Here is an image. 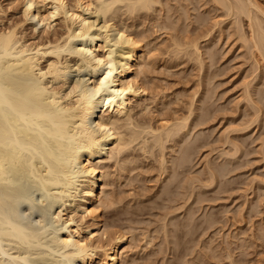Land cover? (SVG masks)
<instances>
[{
	"label": "bare ground",
	"instance_id": "6f19581e",
	"mask_svg": "<svg viewBox=\"0 0 264 264\" xmlns=\"http://www.w3.org/2000/svg\"><path fill=\"white\" fill-rule=\"evenodd\" d=\"M35 1L37 2V0H21L22 16L12 21L10 24L7 23V25H4V21L0 19V264H94V261L97 259L102 261L103 264H121L123 256L120 250V244L124 240V232L113 234V237H110V239L112 238L111 241L106 240L107 229H103L102 232H99L103 224L101 210H99V208H108V206H111L113 203L116 204L115 201L118 200H115L116 198L113 196L114 193L109 194L110 192L108 193L106 190L110 177L109 174H111L108 173V169H106V162L113 160L116 165H120L119 167L123 164L121 170L124 171V167L128 166L126 164H130L132 161H134L133 163L136 162V159H133V157L132 159H128L126 156L127 154L125 155L124 152L131 146L132 149H134L135 145H137L139 150L150 153V156L152 154V157L156 158L157 162L155 163H157V171L155 172L159 175V179L164 171L166 172L167 169H170V174L168 173L169 175L166 177L168 182L166 180L165 185L168 183L166 187H168L169 184L170 186H175L178 183L176 182L177 184H173V180L171 181L172 177L174 178V174H176L174 172L180 166H184V162L187 163V161L190 160L188 159L191 156L189 155L191 154L190 151L193 147H197L196 144L198 139L196 135L194 137L197 140L192 138L188 143L187 140L189 139L184 140V137L181 136V134H185H183V132L181 133V131L190 125L188 119L191 117L190 113L195 108L191 109L194 101L192 103L189 101V104L192 105L190 110L188 108V115L179 116L178 114L176 117L175 114H173V117H176L174 121L172 120L173 117L170 120L160 119L162 122L159 125L157 124L158 126L155 125L156 127L152 126V124H150L151 122H149V124H141L140 127V124H138L139 122H137L138 120H134L136 121V124H134V117L132 113H130L133 103L139 105L138 102L148 89L145 86L147 80L144 84L141 79L147 78L144 76V73H146L147 69L150 70L153 65L150 63L151 66L148 68L150 62V48H146L147 43H143V40L140 42L141 39L138 38V33L134 32L133 29H129L130 27L128 28L126 24L124 25V21H122L123 23L121 21L118 22L117 20L119 18L116 19V16L118 11L128 12V14L133 11L140 12L141 10L148 12L154 9L153 5H155V2L156 4L159 3L162 5L163 1L160 3L161 0H40L42 2H40V5H43L45 7L44 9L42 6L35 7ZM205 1L203 3H205ZM212 1L214 5L216 4V6H219L225 11V18L230 17L235 21L234 23L236 24V31L238 30L237 34L239 37L237 40L240 39L243 43L242 45H245L244 47L250 53H247L249 54L247 56L251 55L250 58L256 63V69L259 68V71L262 69L261 71L264 73V9H262L261 5L255 0ZM8 2L7 7L3 6L0 2V17L7 12L6 9H9L14 4V0ZM197 7L199 8V6ZM167 8L169 9L168 6ZM193 8H195V6ZM86 11L95 12V15L100 18L102 24L97 27L92 21L90 22L85 14ZM183 11L182 9V12ZM153 12L155 13L154 10ZM167 14L166 16L163 15L166 17L165 19H167ZM185 15L183 14V17ZM198 17L195 14L194 18L197 20V23L200 18H203ZM244 17L247 19V31L242 27L243 25L241 23ZM158 18H160L159 15ZM187 18L190 20L191 17L188 15ZM36 20V23H41L43 25V28L41 27L42 29L40 28L39 30V32L41 31V34H38V36L40 35L39 38L36 36L37 40L36 37H27L25 33L26 23H29L32 28H34ZM57 20L61 23L59 24L63 28V32L59 35H56V30L53 32ZM215 20L213 24L216 25L222 21L215 22ZM141 22L143 23V21ZM160 22L158 21L157 23ZM173 22L172 24H174ZM186 22L187 21L181 23L184 24ZM181 23H179V25H181ZM170 24L168 26H170ZM199 24V26L203 25L201 21ZM154 25L162 28L160 24ZM161 25H163L164 28L167 26V23L162 22ZM196 25L197 24H195V26ZM193 26L190 29H188L189 27L187 28V26L184 28V33H182L184 35L183 38L172 36L170 39L172 45L177 48V50H175L177 53L181 50L179 54L184 52L186 56L194 57L195 61L198 60L197 63H199L198 66H200L201 69L203 65L200 64H202L205 57L208 61H212L214 54V48L212 50V47L216 42L214 44L211 42L213 45L211 43L207 46L205 45L206 56H203V51L199 45V39L202 41L201 37L204 38L206 35L208 38L209 31L208 34L205 32L204 35H201L198 32V28L201 27L196 26L194 28ZM132 28H134V25ZM134 29L136 30V28ZM202 30L203 29L200 31ZM109 31L115 32L114 34L116 35L113 37H117L112 40ZM117 43L124 44L118 54L115 53L113 49ZM201 70L199 72H201ZM253 72L255 73V71ZM142 75L143 77L141 78ZM145 75H147V73ZM213 75L214 74L211 76ZM204 76L206 75L204 74ZM247 83L251 84L252 82L250 83L249 81L246 82V84ZM202 84L203 83L200 85ZM248 84L245 85L244 94L246 95L245 98L248 97V101L251 100L252 102L253 93L259 88L252 92ZM205 88L207 87L205 86ZM205 91L204 93H206ZM255 96L258 97V95ZM210 99L213 100L212 98ZM256 100L258 101L259 99ZM197 103H199V101ZM141 105H143L139 107L141 110L148 108L146 102L144 104L141 103ZM202 106L205 105L203 104ZM254 106L259 109L257 104H254ZM197 108L199 109V107ZM161 111L162 110H160V112ZM199 111L201 112V110ZM255 112L256 114L254 116L251 115L254 117V121L257 120L255 117L259 116V114H257L258 112ZM206 114L208 113L206 112ZM157 115L160 117L161 114L157 113ZM205 115L202 118H205ZM198 119L197 123L200 125L203 120L200 118ZM191 120L194 121V119ZM250 122H248L247 125H249ZM190 123H192V127H194L195 124L193 122ZM189 127H191V125ZM178 134L180 139H176L178 136L175 137ZM184 136H187V134ZM226 138L225 141L228 142L229 138ZM193 139L196 142L193 141ZM167 141H172V144L171 142L169 143L171 144L169 145L171 146L169 147L170 151H172L171 148H173L172 154H177L178 151L176 157H171V160H169L171 161V166L166 165V162H168L170 158V155H167L169 152H165V148L168 147ZM181 141H184L183 144ZM191 141L192 145L194 144L193 147L190 145ZM231 142L235 150L240 148L237 144L234 145L235 142H233V140ZM262 144L264 156V142ZM175 146L177 147L174 148ZM174 149L176 153H173L175 152ZM233 154L235 155L234 152H232V155ZM166 155L169 158L166 157ZM153 160L155 161V159ZM191 163L192 162H190V164ZM145 167L146 166L139 165V163L128 169L125 167L127 174L125 173L126 178L124 179H126L127 182L135 179L138 180V174H140V172L142 173V171L145 172ZM211 167L207 169L211 170L214 168ZM136 168H140L139 172L130 176L128 173ZM142 168H144V170ZM179 169H177V171ZM217 169L215 168V170ZM209 170L208 172H210ZM221 170L219 168V171ZM211 171H213V169ZM219 171L217 174H220ZM222 173L223 171H221V174ZM158 175L156 176L158 177ZM178 175L179 172H177V177ZM216 176L217 175H215V178ZM145 178L146 177H144V179ZM209 178L210 181L207 182L208 186H210V182L215 180L211 172ZM217 178L220 177L217 176ZM193 179L191 181H193ZM118 180L120 179L118 178ZM140 180H142V178ZM163 182H161V188L164 184ZM173 182L175 183V181ZM192 183L194 182H191V184ZM188 184L187 182V186H189ZM205 185L203 187H205ZM170 186L168 188H170ZM179 186L180 185H177L175 188ZM194 186L195 185L191 188V191H193ZM76 188H78L79 192L83 193L82 196L78 201L71 203L68 210L67 207L62 208L61 206L65 201L69 200V197L73 198V191ZM168 188L166 191L164 189V192L169 191ZM175 188H173L175 190L173 192L177 191ZM179 188H182V186ZM188 189L190 190L189 187L185 190ZM170 190L169 192H172V187ZM160 191L161 190H159V192ZM177 192H180V190ZM189 192L188 194H194L193 192ZM181 194L184 195V193ZM166 196L167 195L164 197ZM173 197L175 196L173 195ZM173 197L170 196V198ZM190 198L191 196H187L186 199H183L187 200ZM193 198L196 197L193 196ZM172 200H174V198ZM186 202L184 201L182 203L185 205ZM180 205L184 206L183 204ZM189 207L191 209V206ZM173 208L176 209L177 207L174 205ZM192 215L191 213V216ZM86 216H88L91 221L84 224L82 219ZM166 218H164V220ZM208 218L207 220H209ZM187 219L188 217L186 221ZM215 219L216 217L214 219L212 218V222ZM191 221L192 220H190V222ZM165 223L162 225L163 227L167 226ZM173 225L175 226V223ZM176 225H179L178 222ZM180 226H184V224L181 225L180 223ZM180 226H175V228H173L176 229V227ZM180 228L182 229V227ZM171 231L173 230L171 229ZM173 233L176 232L174 231ZM164 234L166 235V232H164ZM101 236H104V239H100ZM230 243L228 242L227 244L229 245ZM228 245H226V247ZM228 250H226V252L229 257L231 256L229 255L231 252L229 253L230 250ZM98 251L101 252L103 257L99 256L100 252L98 253ZM259 263L264 264V261Z\"/></svg>",
	"mask_w": 264,
	"mask_h": 264
},
{
	"label": "rangeland",
	"instance_id": "374dc122",
	"mask_svg": "<svg viewBox=\"0 0 264 264\" xmlns=\"http://www.w3.org/2000/svg\"><path fill=\"white\" fill-rule=\"evenodd\" d=\"M8 1L10 0H0L2 5L5 7H7V4L9 3ZM204 1L205 0H194V1L191 0V2L190 0H161L160 3H162V5H160L159 3L156 4L155 2V5H153L154 9H151L152 11L151 10H149L148 12L144 10H141L140 12L133 11L130 14H128V12L126 13V12L118 11L116 16V19L119 18L117 20L118 22L124 21V25L126 24L128 28L130 27L129 29L131 30L133 29L134 32L138 33V38L141 39L140 42L143 40L142 41L143 43H147L146 48L148 49L150 48L149 49L150 62L148 68H150V66L153 65V67L151 66L150 70L147 69L146 71L147 75H145L146 73H144V76H146L147 78L143 79L142 78L143 75L141 76L142 78L141 81L143 80L144 84L147 80L145 86L148 89L145 91L146 93H144V95L141 97V100L138 102L139 105L133 103L131 107L132 109L130 113H132L134 117L133 119V122H135L134 124H136V121L138 120L137 122H139L138 124H140L139 125L140 127L141 124L142 125H144V123L149 124V122H151L150 124H152V126L156 127L155 125L157 124L159 125L162 122L161 121L162 119L170 120L174 116L173 114H175V116L176 115L178 116V114L179 116L188 115L189 114L188 108L190 110V107L193 104L192 105L193 107H191V109L195 107L194 108L195 110L194 109H193L194 111L192 110V112L194 113L192 112L190 113L191 117H189L188 123L191 125V127H192V123L190 122H193L195 125L193 124L194 127H192V129L191 127H189L190 125H188V127L184 128L183 131H181V133L183 132V134L185 133L184 135L187 134V136H184L181 133L180 134L182 137H184V140L189 139L187 140V143L190 142L192 138L198 139V140L196 139L198 144V145L196 144L197 146V147L195 146L196 148L193 147L194 144L192 145V141L190 143L191 147L193 148L192 150L190 149L191 154L189 155L191 156L188 159L190 160L192 159V160L191 161L188 160L187 163L184 162V166L183 165L180 166L179 167L180 169L177 168L181 172L179 170L177 171L176 169V171L179 172V175L177 177V172L175 171L174 173L176 174H174V178L172 177L171 179V181L172 180L175 181V183L172 181L173 184L178 183L177 185L182 186V188H179L180 186L178 188H175V186L177 185L170 186V184H169L170 188H168L169 186L166 187L168 184L166 183L165 185L166 180L168 182V179L166 177L167 175L170 174L169 173L170 169L169 170L167 169L166 172L164 171L165 173L163 172L159 179V175L155 172L157 171L156 170L157 163H155L157 162L156 158L155 157L153 158L152 154L150 156V153L147 152L145 153L139 150L137 145H135L134 149H132L131 146L126 152H124V154L125 155L127 154L126 156L128 157V159H132L133 157V159H136L137 162V163L136 162L133 163L134 161H132L131 162L132 164L131 163L126 164L129 166V167L125 166L126 168L127 167L130 168L133 165L135 166L138 163L139 165L146 166L145 167L146 170L142 168L145 172L141 170L142 173L140 172V174H138L139 175L137 176L138 180L135 179L127 182V180L124 179L126 178L125 176L127 174L126 173L127 170H125L126 169L125 167H124V171L121 170L123 164L121 167H119L120 165L117 164L118 165L117 166L113 162V160L106 162L107 163L106 169H108V173H111L109 174L110 177L108 179V185L106 186V190L108 193L110 192L109 194L114 193L113 196H115L114 197L116 198L115 200L117 199L118 200L115 201L116 204L114 203H113L114 205L112 204L113 206L112 205L108 206V208L105 209L103 208L100 209L101 207L99 208V210H101V216L103 220L102 221L103 224L100 227L99 232H102L103 229H107L106 240L108 241L112 240V238L110 239V237H113V234H116L118 232H122V233L124 232L123 233L125 234L124 240L120 244V250L122 251V256H123L121 264H261L259 262L264 261L263 260L264 259V159H263L264 156H263V144H262L264 142V126H263L264 125V102H263L264 73L263 71H261L262 69L260 70L261 72L259 71V68L256 69L257 68L256 63L253 61L252 58H250L251 55L247 56L250 53L244 47L245 45L244 46L242 45L243 43L240 39L237 40L239 37L237 34L238 30L236 31V26H235L236 24L234 23L235 21L230 17L225 18L224 16L225 11L219 6H216V4L214 5V2L212 0H207L205 1V3H203ZM255 1H257L259 5H261L262 9H264V0H255ZM40 2H41L40 0L39 1L37 0L36 2L37 6L35 5V7L42 6L44 9L45 7L43 5H40ZM21 3H22L21 0H14V4L9 9H6L7 12L4 15H1L2 17H0V19L4 21L3 22L5 23L4 25H7V23L10 24L12 21L22 16ZM167 6L169 7V9L167 8ZM194 6L195 8H193ZM197 6H199V8ZM182 9L184 11L186 9V11L185 12L183 11L184 12L183 13ZM153 10L155 11V13L153 12ZM85 14L88 20L90 22L92 21V23H94L95 26L98 27L102 24V21L97 15H95L96 14L95 12L86 11ZM166 14H167V19H165L166 17H164L166 16ZM183 14L184 15L186 14L184 16L185 18H187V16L189 15V17L192 18V21L191 18L190 20L189 18L185 19L183 17ZM195 14L197 17L199 15L198 18L203 17L199 19L198 23L197 20L194 18ZM158 15L160 18H158ZM139 20L143 21V23ZM188 20L191 22H189ZM202 20H204L205 22ZM214 20L215 22L221 20L222 21L219 24L217 23V25H219L217 26L216 24H213ZM246 20L247 19L244 17L241 23L243 25L242 27L247 31L248 28H247ZM158 21L160 23H157ZM184 21L187 22L182 24ZM200 21L206 27L203 25H202L203 27L199 26ZM36 22L37 20L35 21V25H34V28L36 29L32 28V26L29 23H26L25 33L27 37L30 36V38L32 37L35 38L37 36L39 38L40 35L38 36V34H41V31L39 32V30L41 27L43 28V25L41 23L38 24ZM162 22H166L167 26L165 25L166 27L163 28V25H161ZM172 22L174 24H172ZM59 23L60 22L57 20L56 26L53 30V32H55L56 30L55 32L56 35H59L63 32V28L60 25L61 23L60 24ZM179 23H181L182 26L179 25ZM154 24L157 25L160 24L162 28L159 26L157 27ZM169 24L171 27L168 26ZM195 24H197L196 26L201 27L198 28V32L201 35H204L205 32H207L208 34V31L210 34V35L208 34V38L206 37L207 35L204 36V38L201 37L202 41L199 39L200 41L199 45L201 50L203 51V56H206L205 45L207 46L211 42L213 44L216 42L214 45L211 43L213 45L212 50L214 48L212 61L211 62L208 61V59H206L205 57L204 60L202 61V64H200L203 65V67H201L202 70L200 69V66H198L199 64L197 63L198 60L195 61L194 57L190 56L192 58L191 59L189 56H186L184 52H181L179 54L181 50L180 51L178 50L179 52L177 53L175 51L177 50V48L172 45V41L170 39L172 38V36L176 38H183L184 35L182 33H184L183 32L184 28L186 26L187 28L189 27L188 29L192 28V26L195 28L196 27ZM133 25L134 28H136V30L132 28ZM201 29L203 30L200 31ZM209 29L211 30L212 33L210 32ZM114 33L115 32L113 31H109L110 38L112 40L117 37V36L115 38L113 37L116 35ZM141 33L142 35L143 34L144 35L142 36ZM121 44L117 43L114 46L113 49L115 53L117 54L120 53L121 48H123L124 46V44L123 45ZM200 70L201 72H199ZM253 71H255V73ZM204 74L206 76H204ZM212 74L214 75L211 76ZM208 80L209 82L207 83ZM249 81L250 83L251 82L252 83L251 84L247 83V84L248 86H250V90L252 92L255 91V89L259 88L256 91L258 93L254 92L256 94L253 93L252 96L253 98L252 102L255 101L253 103L255 105L257 104L259 109L255 108L251 100L248 101V97L245 98L246 97V95L244 94L246 87L245 85H247L246 82ZM201 83L203 84L200 85ZM205 86L207 88H205ZM208 88L211 90H209ZM206 89L208 90L205 91ZM204 91L207 94L204 93ZM255 95H258V97H256ZM210 98H212L213 100H211ZM256 99H259L258 100L259 103ZM144 101L148 104V108H147L148 111L147 109H145L146 110L145 111L139 108L143 106L141 105V103L144 104L145 103ZM189 101H191V103L193 101L194 102L190 105ZM196 101L197 102L199 101V103H197ZM201 104L202 105L204 104L205 106H202ZM197 107H199V109ZM134 108L136 112L134 111ZM160 110L162 111L160 112ZM199 110H201V112ZM138 111L140 112V115ZM253 111L254 112L257 111L258 112L257 114H259L260 116V117L259 116L255 117V119H257L255 120L256 122L253 119L254 118L253 116L256 114V112L254 113ZM206 112L208 114H206ZM157 113L161 114L160 117L159 115H157ZM204 115L206 119L202 118L204 117ZM176 117H173L172 120L174 121ZM198 118L204 121L201 122L202 125L201 124L199 125V123H197V120H199ZM191 119H194V121ZM143 120H145L146 122ZM248 122H250L249 125H247ZM196 124H198L199 126ZM187 128L189 129V131ZM188 134L191 135L189 136ZM195 135L196 138L194 137ZM175 137H177L176 139H180L179 134L176 135ZM226 137L229 138L228 139L229 141L227 140L228 142L225 141L227 139ZM194 139L193 141H195ZM232 140L233 142H235L234 145L237 144V146L240 148L235 150L234 146L232 147L233 145V143L231 142ZM167 142L166 143L168 144V147L165 148L166 149L165 152L167 153L169 152V154L167 153L166 154L168 156L170 155V158L166 155V157L169 158L168 162H166V165L171 166L170 165L171 161L169 160H171V157L173 158L176 157L178 151L177 154H172L173 148H171L172 151H170L169 148L171 147L169 145L172 144V141H167ZM170 142L171 144H169ZM181 142L183 144L184 141ZM176 147L177 146H175L174 148ZM232 152H234L235 155L234 154L232 155ZM173 153H176V151ZM153 159H155V161ZM227 160L230 162H228ZM146 162L147 163L149 162L150 164L149 163L147 164ZM190 162L192 163L190 164ZM210 165L214 168H212ZM209 166L213 169L214 173L213 171H211L212 169L209 170L210 169ZM117 167L120 169H118ZM218 167L220 168V170L223 169L221 170L223 171L222 174L221 171H219ZM215 168L216 169L218 168L217 170L220 172V174H217L218 171L215 170ZM139 169L140 168L133 169L128 174L131 176L136 172H139ZM208 170L211 172L212 175H214V179H215L213 180L214 183L213 181L209 183L210 186H208L207 183L208 181H210L209 180L210 172H208ZM156 175H158V177ZM215 175H217L220 178H217V176L215 178ZM144 177L146 178L144 179ZM118 178L120 180H118ZM139 178L140 179L142 178V180H140ZM192 179L193 181H191ZM161 182L164 183L162 185V188H161V184H162ZM187 182L189 183L188 184L189 186H187ZM191 182H194L192 184L195 185L194 186L195 190L193 189V191H191L192 190L191 188H193ZM204 185L205 187H203ZM171 187H172V192H169L171 191L170 190ZM188 187L190 188V190L189 189L185 190ZM167 188L169 191L164 192V189L166 191ZM173 188L177 189V191L180 190V192L184 193L185 196L180 192L177 191L173 192L175 191ZM159 190L161 191L159 192ZM189 191L193 192L195 195L190 193ZM188 192L190 194H188ZM82 194L83 193L79 192L78 188L74 189L73 198L69 197V200L65 201L61 207L62 208L67 207L68 210L69 205L73 202L78 201L79 198L82 196ZM171 194H173L175 197H173V195ZM165 195L167 196L164 197ZM170 196L173 197L174 200H172L173 198H170ZM187 196L188 197L191 196V198H193L194 196L196 198L193 199L190 198L185 200ZM182 200H184L185 202L187 201L188 203L186 202L184 205V203H182L184 201ZM180 204H183L185 208ZM174 205L175 207H177L176 209L173 208ZM189 206H191V209ZM188 207L190 210L188 209ZM191 213L193 214L192 215L193 217L191 216ZM208 214L210 215V217ZM162 216L164 218L166 217L167 218L164 220ZM187 217L189 221L188 219L186 221ZM211 217L213 219L216 217V219L214 220L215 222L213 221L214 224L211 220L212 219ZM207 218L209 220H207ZM83 219L82 222L84 224L89 223L91 221V219L88 216L84 217ZM190 220L192 221L190 222ZM177 222L179 225H176ZM164 223L168 227L167 226L163 227L162 225H164ZM174 223L175 226H180L181 223V225L184 224L185 227L180 226L182 227V229L180 227H176V229H174L175 228V226L173 225ZM209 224L212 226H210ZM162 228L167 231H164ZM177 228L179 229V233ZM171 229L173 231H171ZM163 231L166 232V235L164 234ZM174 231L176 233H173ZM100 239H104V236H101ZM172 239H174L175 241ZM226 242L227 243L231 242V243L228 245ZM226 245H228L231 249L228 246L226 247ZM224 247H226L227 249ZM226 250H228L229 253L231 252L229 254L231 256L229 257L232 258L228 257L227 255L228 253L226 252ZM99 252L100 251H98V253ZM99 256L100 257L102 256L101 252L99 253ZM94 264H103V262L97 259L94 261Z\"/></svg>",
	"mask_w": 264,
	"mask_h": 264
}]
</instances>
